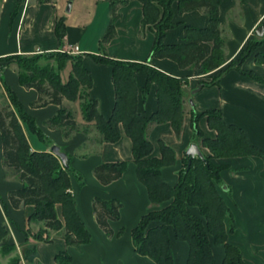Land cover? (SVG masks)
Instances as JSON below:
<instances>
[{
	"label": "crops",
	"instance_id": "obj_1",
	"mask_svg": "<svg viewBox=\"0 0 264 264\" xmlns=\"http://www.w3.org/2000/svg\"><path fill=\"white\" fill-rule=\"evenodd\" d=\"M118 2L123 4L116 6L117 17L114 20L112 7ZM69 4L71 8L67 14L65 10ZM218 9L219 28L225 40V63L202 78L206 82L218 78L217 85L204 86L193 95L190 93L199 86L200 80L193 76L192 71L180 69L169 59L150 58L149 53L155 41L154 26L146 25L143 34H140L143 12L139 0H54L53 3L43 4L34 0H0V58L56 53L76 47L77 53L73 55L82 57L83 66L91 75L92 86L87 91L88 98L97 101L98 112L105 118L111 116L115 105L112 70L109 65L96 62V56L105 54L112 60L129 63L148 62L150 67L172 78L186 80L182 88L185 114L180 136L175 137L169 123L155 125L147 134V139L153 145L151 157H161L159 144L162 142L175 154V162L163 167L161 171L162 181L174 186L178 182L179 171L183 169L184 152L190 143L195 142L190 124V99L195 112L219 109L224 123L238 126L248 142L264 152V64L257 65L253 56L242 64V70L261 79L259 82L241 76L234 69L226 70L245 44L255 38L254 30L257 26L264 23V0H220ZM158 11L160 14L163 12L161 7ZM172 11V21L176 26L166 31L163 37L165 44L176 43L183 36L186 25L197 28L208 25V18L202 12H188L179 16L176 3L172 5ZM60 18L64 19L65 27L62 48H59L55 35V26ZM110 25L115 27V38L101 46V39ZM258 51L264 53V42ZM69 74L64 78L61 72L63 82L68 79ZM0 75L2 83L15 94L26 115L40 130L41 135H38L21 124L31 151L48 153L52 146H58L69 157L71 193L76 200L77 213L91 235L90 242L81 244L80 247L69 246L64 242L62 232L51 231L50 242L35 241L32 235L43 228V224H29L28 219L34 212V206L27 205L15 210L8 202V192L20 189L22 183L6 177L0 145V223L8 232V241L16 246V251L11 256L18 257L19 264H58L55 259L58 254L69 255L70 264H155L135 252L131 231L137 227L143 215L150 210H159L167 203L162 206L153 205L145 186L137 180L132 141L126 136L123 126L119 125L118 142L100 143V136L93 123L87 124L83 120L80 101L73 103L63 100L62 107L73 115L77 124V130L69 138H65L63 130L45 126L48 119L57 115L58 106L49 104L47 107L32 109L30 104L37 98V92L21 87L14 67H5ZM135 83L137 112L144 117L150 116L157 109V86L151 84L146 98H143L141 93L146 86V75L137 73ZM198 124L203 139L216 138V132L209 128L205 118ZM196 144L203 155L211 156L201 142ZM106 162H125L126 170L120 179L104 186L94 177L93 168ZM211 163L216 167L224 166L220 177L227 192L221 194L231 210L236 226L227 235L228 243L241 251L246 264H264V156L211 159ZM94 197L105 201L116 199L122 203L119 220L109 222L112 237H107L97 226L91 209ZM191 212L198 214L196 208L191 209ZM55 213L63 223L59 204L55 205ZM225 222L228 229L229 223L227 220ZM27 230L31 233L28 237L25 233ZM169 238L174 264H185L188 256L187 243L175 240L171 228ZM211 250L215 264H221L224 257L223 246L212 244Z\"/></svg>",
	"mask_w": 264,
	"mask_h": 264
},
{
	"label": "trees",
	"instance_id": "obj_2",
	"mask_svg": "<svg viewBox=\"0 0 264 264\" xmlns=\"http://www.w3.org/2000/svg\"><path fill=\"white\" fill-rule=\"evenodd\" d=\"M37 3H53L54 0H34ZM142 5L143 18L141 31L146 25L154 26V44L150 50V58L169 59L182 70H190L195 78L216 71L225 63V40L221 36L219 23L220 0H139ZM176 3L178 15L188 12H202L208 20L205 28L186 25L183 36L176 43L165 44L164 35L176 25L172 21V5ZM114 3L113 19L116 6ZM159 7L162 9L160 14ZM55 35L59 48L64 46V19L60 18L55 26ZM113 25L101 39V46L115 38ZM263 39L256 37L248 41L240 50L238 57L232 60L226 70L234 69L241 76L249 77L257 82L248 71L242 70L244 61L253 56L254 62L264 64V53L258 49L263 45ZM256 51V52H255ZM98 63H105L112 70L115 105L109 118L98 112L97 101L88 98L87 91L91 85L90 71L82 64V57L68 55L65 52L34 54L31 56H9L0 58V73L5 67L14 66L21 87L34 89L37 98L30 104L33 108H43L52 104L59 107L57 115L48 119L45 126L51 129L63 130V136L69 138L77 130V124L72 114L62 107L63 100L75 103L80 101L79 108L85 123H93L100 143H115L120 137V126H123L126 136L132 141L133 163L135 164L137 180L142 183L150 202L162 206L159 210H150L139 220L137 227L131 231L134 250L155 264H174L169 238V228L178 242L188 245V256L185 264H215L212 244L223 246L224 257L221 264H246L241 251L228 243V233L236 226L230 208L225 204L220 190L223 186L220 172L224 166L216 167L211 159L255 156L262 158L264 152L246 139L243 131L234 124L224 123L220 110H206L198 113L192 111L190 124L195 142L201 139V145L207 148L211 156L203 155L204 160L194 158L187 166L189 157L183 159V169L178 173L177 184L171 186L162 181L163 167L175 162L172 149L163 142L160 146V158L151 157L153 145L147 139L148 131L155 125L169 123L175 137H179L183 127L185 114V96L182 91L186 80L172 78L160 70L148 65V62H124L112 60L105 54L94 57ZM43 61V63H41ZM70 64V74L63 82L61 71ZM137 73L146 75V86L141 96L146 94L151 84H156L157 109L152 115L144 117L137 112V88L135 76ZM1 78V75H0ZM218 78L210 82L200 80L199 86L217 85ZM5 101L0 103V135L2 150V167L6 177L22 183L20 189L10 190L7 198L15 210L27 205L34 206V212L28 219L30 223L40 222L43 228L33 234L35 241L50 242L49 233H60L69 246L80 247L90 242L91 235L84 226L76 210V200L71 193L70 167L61 165L60 160L52 153L32 152L28 144L22 123L29 130L41 135L34 121L26 115L15 94L4 85ZM205 118L211 130L216 132V138H202L198 122ZM126 167L125 162L100 164L93 168L96 180L104 185L121 178ZM226 187V186H225ZM227 192V187L225 189ZM61 206L63 223L57 218L55 205ZM122 203L116 199L102 200L94 197L91 209L97 226L112 237L113 231L109 222L118 221ZM196 208L198 214L191 212ZM229 228H226V222ZM123 231V230H122ZM122 231L120 233H122ZM26 236H30L27 230ZM1 255L10 257L16 251V246L8 241V232L0 223ZM58 264H70L71 257L67 254L55 256ZM10 264H19L20 259L10 257Z\"/></svg>",
	"mask_w": 264,
	"mask_h": 264
},
{
	"label": "water",
	"instance_id": "obj_3",
	"mask_svg": "<svg viewBox=\"0 0 264 264\" xmlns=\"http://www.w3.org/2000/svg\"><path fill=\"white\" fill-rule=\"evenodd\" d=\"M70 8H71V5L69 4L65 10L67 14L70 12ZM263 34H264V23L257 26V28L254 30V36L263 37ZM201 89H202V86H198L196 89L192 90L190 94L193 95L199 92ZM189 105H190L191 110L195 111L194 104L191 99L189 100ZM50 153H52L55 157H57L60 160L62 166L68 167L69 157L66 155L65 152H62L58 146H52L50 148ZM184 153L187 157H189L187 166L190 165L191 160L194 158H199L201 160H204L203 153L200 151L196 143H190V145L188 146V148L185 150ZM222 188L223 190L226 189L225 186H223Z\"/></svg>",
	"mask_w": 264,
	"mask_h": 264
},
{
	"label": "rangeland",
	"instance_id": "obj_4",
	"mask_svg": "<svg viewBox=\"0 0 264 264\" xmlns=\"http://www.w3.org/2000/svg\"><path fill=\"white\" fill-rule=\"evenodd\" d=\"M256 37V39H258V38H262L263 39V37H257V36H255ZM262 42H264V41H262ZM256 52V51H255ZM69 55V54H68ZM41 63H43V61L41 62ZM14 67V66H13ZM61 72H63V74H64V78L66 77V75H68V73H70V64L69 63H67L66 65H65V68L61 71ZM197 79H199V80H201L200 78H197ZM184 87V86H183ZM5 99V92H4V88H3V83H2V81L0 80V103H4L3 102V100ZM94 126V125H93ZM217 135V134H216ZM196 141V140H195ZM201 142V139L200 140H198L197 141V143H200ZM220 193H225L226 194V192H225V190H223V188H221V190H220ZM157 210V209H156ZM38 231H36V233H37ZM36 233H34V234H36ZM11 257V256H10ZM10 257H4V256H2L1 255V249H0V264H7L6 262V260L7 259H9L8 260V264H10ZM175 259H177V258H175ZM177 261V260H176ZM177 263V262H176Z\"/></svg>",
	"mask_w": 264,
	"mask_h": 264
},
{
	"label": "built area",
	"instance_id": "obj_5",
	"mask_svg": "<svg viewBox=\"0 0 264 264\" xmlns=\"http://www.w3.org/2000/svg\"><path fill=\"white\" fill-rule=\"evenodd\" d=\"M61 52H65V53H67L69 55H73V54L77 53V48L75 47V48H73L71 50H61Z\"/></svg>",
	"mask_w": 264,
	"mask_h": 264
}]
</instances>
